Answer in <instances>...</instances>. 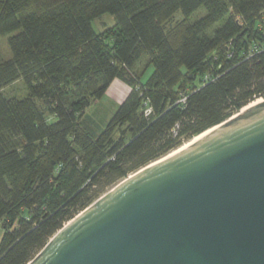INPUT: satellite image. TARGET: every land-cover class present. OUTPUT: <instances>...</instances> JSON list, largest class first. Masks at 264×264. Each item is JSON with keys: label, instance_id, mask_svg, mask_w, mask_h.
I'll return each instance as SVG.
<instances>
[{"label": "trees", "instance_id": "obj_1", "mask_svg": "<svg viewBox=\"0 0 264 264\" xmlns=\"http://www.w3.org/2000/svg\"><path fill=\"white\" fill-rule=\"evenodd\" d=\"M103 14L115 23L96 33ZM0 39V264H27L118 182L264 98V0H0ZM16 81L26 96L4 95ZM114 81L124 98L93 135L82 114Z\"/></svg>", "mask_w": 264, "mask_h": 264}, {"label": "water", "instance_id": "obj_2", "mask_svg": "<svg viewBox=\"0 0 264 264\" xmlns=\"http://www.w3.org/2000/svg\"><path fill=\"white\" fill-rule=\"evenodd\" d=\"M257 100L118 182L27 264H264Z\"/></svg>", "mask_w": 264, "mask_h": 264}, {"label": "rangeland", "instance_id": "obj_3", "mask_svg": "<svg viewBox=\"0 0 264 264\" xmlns=\"http://www.w3.org/2000/svg\"><path fill=\"white\" fill-rule=\"evenodd\" d=\"M204 15L205 10L201 8L198 12L194 13L189 18V20L194 21ZM182 18V14L178 11L172 16V19L168 24L173 25L176 21H179ZM114 23L115 19L113 16L103 14L101 17L94 19L91 22V25L93 30L96 33H99L102 32L105 28L112 26ZM0 55L3 59H6L9 56V52L6 46V39H0ZM135 71L137 74H139L140 80L144 82L149 76L152 69L148 67L147 60L143 59L137 65ZM196 85H198V82H196ZM119 87L120 86L118 81H114L100 100H93L90 106L84 110L82 114L83 124L89 127V132L91 134H99L104 129V127L116 111L119 103L123 100L126 87H123L124 89H120ZM2 92L6 96H15L18 98H23L26 96V89L21 81H16L11 85L6 86L2 89ZM116 135L117 134H114V137H116ZM188 141L184 142L182 145H184Z\"/></svg>", "mask_w": 264, "mask_h": 264}, {"label": "built area", "instance_id": "obj_4", "mask_svg": "<svg viewBox=\"0 0 264 264\" xmlns=\"http://www.w3.org/2000/svg\"><path fill=\"white\" fill-rule=\"evenodd\" d=\"M207 79V76H205L204 77V81ZM185 99H186V97L185 96H183L180 100H179V102L180 103H183L184 101H185ZM144 110H143V115L144 116H149L150 114H151V112H152V109L149 107V106H147V103H144Z\"/></svg>", "mask_w": 264, "mask_h": 264}, {"label": "bare ground", "instance_id": "obj_5", "mask_svg": "<svg viewBox=\"0 0 264 264\" xmlns=\"http://www.w3.org/2000/svg\"><path fill=\"white\" fill-rule=\"evenodd\" d=\"M257 101H259V99H258ZM213 128H214V127H213ZM213 128H212V129H213ZM212 129H208V130L205 131L204 133H202V134H200V135H198V136H195L193 139H191L190 141H188V142L185 143L184 145H182V146H180L179 148H177L176 150H174L173 153H175V152L181 150L182 148H184L185 146H187V145L190 144L191 142H193V141H195L196 139H198V138L204 136L207 132H209V131L212 130ZM173 153H172V154H173Z\"/></svg>", "mask_w": 264, "mask_h": 264}]
</instances>
